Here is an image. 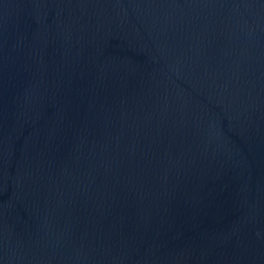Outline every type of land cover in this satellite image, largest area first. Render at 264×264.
Masks as SVG:
<instances>
[{
  "label": "water",
  "instance_id": "obj_1",
  "mask_svg": "<svg viewBox=\"0 0 264 264\" xmlns=\"http://www.w3.org/2000/svg\"><path fill=\"white\" fill-rule=\"evenodd\" d=\"M0 264H264V0H0Z\"/></svg>",
  "mask_w": 264,
  "mask_h": 264
}]
</instances>
